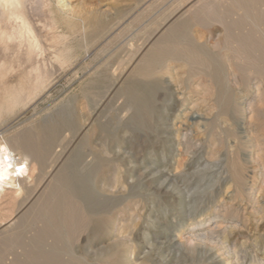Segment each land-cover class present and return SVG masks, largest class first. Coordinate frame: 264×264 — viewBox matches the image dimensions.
<instances>
[{
  "label": "rangeland",
  "instance_id": "obj_1",
  "mask_svg": "<svg viewBox=\"0 0 264 264\" xmlns=\"http://www.w3.org/2000/svg\"><path fill=\"white\" fill-rule=\"evenodd\" d=\"M204 1L210 0H88L73 25L51 10L44 54L59 45L66 62L48 88L5 117L0 140L17 133L36 141L40 127L58 123L41 164L46 175L31 173L33 187L41 186L29 203L59 170L79 177L91 217L66 259L244 264L246 256L264 263V0H223V22L195 14ZM166 35L206 54L212 68L201 71L181 54L159 57L152 49ZM238 50L245 56H235ZM147 55L153 63L144 73L139 64ZM25 195L0 193V232L15 229L29 205L18 212ZM192 228L217 235L181 246ZM3 258L0 264H10L12 256Z\"/></svg>",
  "mask_w": 264,
  "mask_h": 264
},
{
  "label": "bare ground",
  "instance_id": "obj_2",
  "mask_svg": "<svg viewBox=\"0 0 264 264\" xmlns=\"http://www.w3.org/2000/svg\"><path fill=\"white\" fill-rule=\"evenodd\" d=\"M222 1L223 0H210L209 2L204 1L198 13H195V12L194 13L197 14L199 18L207 17V18L214 19V20L216 19L217 21L221 22L222 19H224V12L221 9ZM260 1L261 0H252L251 5L253 3L258 4ZM87 2L88 0H0V127L4 125L6 116L11 115L17 109L23 106L25 107V105L29 104L37 96V94H40L42 90H45L46 88H48L50 83L54 81L55 79L57 69L61 68L66 62L67 57L65 53L67 49L65 50L64 48L59 47V45L56 48H52L51 56L44 54V49H46L45 48L46 45H45V42H43L44 41L43 37L47 31V23H48L47 18L51 19V14H50L52 13L51 10L54 9L56 11V13L59 16L58 17L59 21H65L67 24L73 25L75 19H77V10L85 8L88 4ZM237 8H238V5H237ZM47 13L49 14L48 17L46 16ZM244 14H245V11H244ZM239 19H241V17ZM212 24H214V22ZM175 25H176V22H175ZM176 28H177L176 26L175 27L173 26L172 28L169 29V32L172 33L174 30H177ZM261 30L263 29H260V31ZM263 32L261 31V33ZM262 35H264V33ZM168 36L170 35L161 37L162 39L157 44L154 41L156 45L154 46L152 50H157L159 57L166 59L169 56L181 54L184 58L188 60V61L185 60L187 61L186 64L187 63L189 64V61H192L193 63L198 65L197 68L198 67L201 68L200 69L201 71H202V67H205L207 70L212 68V64H211L212 61L206 54H204L203 52L199 50H196L195 48H193V46L191 48L190 44L189 45L187 44L188 46H190L189 48L187 45H186L187 47L183 48L181 46H183L184 42H182L181 43L182 45H180V42L178 41L179 40L178 37L170 39ZM238 38H241V37H238ZM262 38H264V36ZM260 40L259 42L257 41L259 43L258 47H261L262 42L260 43ZM247 41L252 42L251 39H248ZM218 44L219 43H217L216 45ZM263 44H264V41H263ZM255 45L257 44L255 43L254 47L252 48L256 49ZM242 46L240 47V49L242 48ZM216 47L214 45V49ZM243 47H246V45ZM243 50L241 51L243 52ZM247 50H249L250 52L249 48ZM241 51H239L240 54H238V52L236 54L235 53L233 54L235 56L243 55L242 57H244L245 55L241 54ZM251 52H252V49H251ZM184 58H181V59L183 60ZM252 58L254 57L252 56ZM252 58H251V61H252ZM150 59H151L150 56L147 55L145 56L144 59H142L143 61L139 64V69H142V68L144 69V67H146V69L144 70V73L145 72L148 73L150 71L149 67L153 63L151 62ZM247 59L243 58V60H245L244 64L247 63L248 61ZM238 60L237 62H239ZM256 61L258 62L254 61L255 62L254 65L259 66L262 63V62L260 63V59ZM254 62L252 61L251 63H254ZM241 64L243 63L241 62ZM196 65H195V68H196ZM245 66L247 67L246 64ZM246 67L244 68L245 70H246ZM191 68L193 69L192 65H191ZM195 68L193 69V71L197 69ZM152 69L156 70L155 67ZM231 69L229 68L230 71ZM249 70L251 69L249 68ZM159 71L161 70L159 69ZM144 78H146V76ZM57 125L58 123H52L50 126L40 127L38 130V133H36L37 134L36 141L35 140L32 141L31 139L24 138L23 136H25L26 134L22 136L17 133L14 134L12 137H9L7 139L2 138L0 140V193L4 194L6 190L8 191L12 190L13 193H15V195L17 196H22L23 193H26L27 197L25 198L21 197L22 199L19 204V211L15 210L16 208H14L15 212L17 211L20 212L21 210L24 209V207L27 208V205L29 204L27 211L26 212L23 211L24 212L23 215H21V212H20L19 216L17 217L15 216L16 218H19L17 219L18 222L15 224V229L13 230L10 229L11 231H8L7 229V231L0 232V257L4 259L3 257L12 256L11 259L9 258L7 259L10 261V264H79L80 262V261L78 262L73 261L74 259H72L73 257L71 256L74 254L72 255L70 254L71 256L70 255L68 256L69 258L71 257L72 259L70 261L68 260L69 258L66 259L67 257H64V255L67 254L66 252L71 248V246H69L70 248H68V245L71 242L72 238H74V235L79 230L84 229V227L88 225L90 221V217H91V212L88 210L89 208L87 209L89 205L86 207L84 199L82 198L83 196L81 195L83 192L79 190L81 192L80 194L76 187L75 178H77L78 176L76 175L77 177L74 176L75 177L74 178L73 177L74 173L73 174L70 173L72 170L69 172V171H66V169H62V170H59L57 173L55 172L56 174H54L51 177V180L49 181V183H47V185L44 186L43 189L41 188L42 191L39 193V196L36 195L37 199H35V202H32L33 204L31 203V205L29 203V200H31L30 199L31 195L34 192H37V190L41 186L40 184H38L35 188L33 187L34 186L33 183L35 181L33 179L32 174L36 172L35 170L37 168L40 169V170L38 169L39 172L40 171L41 173L43 172L42 168L44 167L41 166V164L45 161L44 158L46 156V153L48 152L47 149L45 148L48 145L49 135L52 134L57 129ZM92 129H93V125H92ZM50 143H53V142H50ZM76 160H77V157H76ZM74 164L75 163H73V165ZM63 166H65V163ZM94 168L96 171L97 166L92 167L91 169H94ZM98 170H100L99 165H98ZM39 174L38 176L41 177L42 175H39ZM42 174H45V173L43 172ZM49 175L51 176L52 173ZM9 213L11 214L12 212L10 211ZM3 220H4V217H3ZM220 227L221 226H217L216 230H219ZM85 229L84 231H86ZM214 235H217V233L212 230H208L205 232V230L202 228H192L187 231V236L185 235L186 236L185 238L182 237V241H180L179 239L180 241L179 243L181 246L192 245L193 242L197 240L203 242V241L208 240L209 238H212ZM223 235L222 236L225 237V234ZM229 246L230 245H228V247ZM70 251L74 252L71 249ZM230 252H233L234 257L236 256L237 259L239 260L240 254L236 250V248ZM105 254H102V255H105ZM78 257L81 258L80 256ZM64 258L68 262L64 261ZM106 258L108 259V257ZM82 259L81 261H85ZM109 259H112V258H109ZM114 259L115 258H113V261ZM241 260H243L244 264H264L262 262L252 263L250 261H246L247 260L246 256H242ZM225 262H227V260L223 261V263ZM92 264L94 263L92 262Z\"/></svg>",
  "mask_w": 264,
  "mask_h": 264
}]
</instances>
